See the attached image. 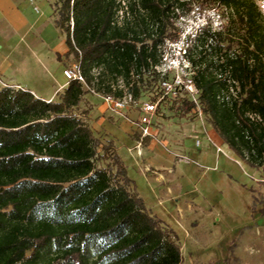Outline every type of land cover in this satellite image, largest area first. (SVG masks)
<instances>
[{
    "label": "trees",
    "instance_id": "trees-1",
    "mask_svg": "<svg viewBox=\"0 0 264 264\" xmlns=\"http://www.w3.org/2000/svg\"><path fill=\"white\" fill-rule=\"evenodd\" d=\"M46 1L84 83L67 82L49 101L0 89V264H181L176 235L136 193L113 140L89 124L88 97L158 103L156 116L162 104L182 117L198 106L223 145L262 168L264 17L255 0ZM196 7L234 15L194 37L215 44L223 61L214 68L227 78L198 69L197 104L186 93L161 99V47L179 38L176 23ZM197 48L187 47L194 68Z\"/></svg>",
    "mask_w": 264,
    "mask_h": 264
},
{
    "label": "rangeland",
    "instance_id": "rangeland-1",
    "mask_svg": "<svg viewBox=\"0 0 264 264\" xmlns=\"http://www.w3.org/2000/svg\"><path fill=\"white\" fill-rule=\"evenodd\" d=\"M255 2L264 17V0ZM209 10L184 16L176 23L179 32L188 36L203 22L214 28L213 14L224 26L234 19L226 9ZM118 16L120 21L122 13ZM64 40L48 1L0 0V89L28 91L43 101L55 99L67 84L64 69L77 64L65 55ZM195 40L190 46H199L193 55L198 63L196 68L191 65L189 76L208 67L219 80L226 79V73L214 68L223 61L215 44L202 47ZM161 53L168 62L180 58L167 41ZM171 72L169 79L176 71ZM117 84L124 88L121 80ZM230 93L235 96L233 89ZM88 98L94 106L89 124L100 137L113 140L136 193L176 235L181 264H264V167L254 169L235 156L198 109L182 117L170 104H162L153 117V136L142 143L137 156L138 107L131 104L115 112L101 96L91 93Z\"/></svg>",
    "mask_w": 264,
    "mask_h": 264
},
{
    "label": "built area",
    "instance_id": "built-area-1",
    "mask_svg": "<svg viewBox=\"0 0 264 264\" xmlns=\"http://www.w3.org/2000/svg\"><path fill=\"white\" fill-rule=\"evenodd\" d=\"M210 10H201L199 7L194 8L191 13L199 12L200 14L208 13ZM212 12H214L212 10ZM214 19V28H211L212 31H220L223 28V22L218 14H213ZM209 27L207 23L203 22L200 26H197V30L190 32L188 36H185L183 31L180 32L179 38L176 41L168 42L171 47H176L178 49L179 60L177 59L176 63L173 60L167 61L166 55H161L160 63L156 67L157 72L160 75V90L162 92L161 99L175 98L180 94L186 93L189 95L191 100L197 104L195 99V95L197 93L192 76H189V70H191V63L189 62L187 55V47H190L192 39L196 34L203 28ZM192 37V39H191ZM182 43L181 46H178ZM172 70L176 71L175 75L169 79V76ZM180 71V72H178ZM187 71V72H185ZM181 73V74H180ZM63 76L67 82L77 81L80 83H84V79L80 72V68L78 64H73L63 71ZM104 103L108 106V108L112 109L115 112H123L128 110L131 104H134L138 107V112L140 117L136 122V126L140 130L139 141L135 146V151L137 156H141L142 151V143L145 138L152 137L151 126L152 119L156 115L157 104L158 103H150V102H141L135 103L129 95H125L122 99H114L113 97H105L103 98ZM200 114L201 111L197 106Z\"/></svg>",
    "mask_w": 264,
    "mask_h": 264
},
{
    "label": "crops",
    "instance_id": "crops-1",
    "mask_svg": "<svg viewBox=\"0 0 264 264\" xmlns=\"http://www.w3.org/2000/svg\"><path fill=\"white\" fill-rule=\"evenodd\" d=\"M63 86H64V85H63ZM63 86H62V87H63ZM61 89H62V88H61ZM34 96H35V95H34ZM35 97H36V96H35ZM36 98H37V97H36ZM50 100H51V99H50ZM48 101H49V100H48Z\"/></svg>",
    "mask_w": 264,
    "mask_h": 264
}]
</instances>
